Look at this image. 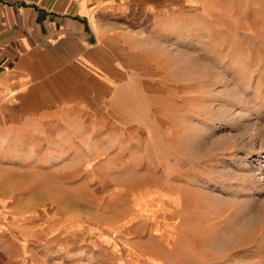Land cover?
Returning <instances> with one entry per match:
<instances>
[{
	"label": "rangeland",
	"instance_id": "374dc122",
	"mask_svg": "<svg viewBox=\"0 0 264 264\" xmlns=\"http://www.w3.org/2000/svg\"><path fill=\"white\" fill-rule=\"evenodd\" d=\"M230 8L80 117L55 80L0 101V264H264V0Z\"/></svg>",
	"mask_w": 264,
	"mask_h": 264
},
{
	"label": "crops",
	"instance_id": "0c3cea01",
	"mask_svg": "<svg viewBox=\"0 0 264 264\" xmlns=\"http://www.w3.org/2000/svg\"><path fill=\"white\" fill-rule=\"evenodd\" d=\"M254 3L0 0V101L35 93V86L55 80V85L74 93L66 101L77 103L80 117V90L92 94L89 86L93 84L112 88L155 75L150 53L163 45L164 36H175L182 23L190 25L221 14L230 19V5ZM95 97L100 99L98 93Z\"/></svg>",
	"mask_w": 264,
	"mask_h": 264
}]
</instances>
